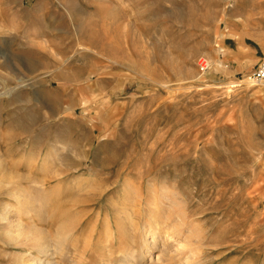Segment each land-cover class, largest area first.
Returning a JSON list of instances; mask_svg holds the SVG:
<instances>
[{
    "label": "rangeland",
    "instance_id": "obj_1",
    "mask_svg": "<svg viewBox=\"0 0 264 264\" xmlns=\"http://www.w3.org/2000/svg\"><path fill=\"white\" fill-rule=\"evenodd\" d=\"M262 60L264 0H0V264L126 261L105 232L131 181L181 229L158 246L186 258L196 224L207 264H264Z\"/></svg>",
    "mask_w": 264,
    "mask_h": 264
},
{
    "label": "bare ground",
    "instance_id": "obj_2",
    "mask_svg": "<svg viewBox=\"0 0 264 264\" xmlns=\"http://www.w3.org/2000/svg\"><path fill=\"white\" fill-rule=\"evenodd\" d=\"M130 178H134V176L132 175V176H130ZM131 182L132 183L123 184V189H121V190L124 191V195H125V199H126L125 204L122 206V208H123L122 217L124 216L125 221H124V219L123 220H118V226H117V223H116L117 231H115L114 233L112 231H110V232L106 231L105 232V235H106L105 247H108L109 245H111V247L109 249H107L105 251V253L108 254V255L117 254L120 257L126 258V261H122L121 264H207L208 262L207 263L205 262V254L208 253V249H212L214 247L217 248L218 246H216V245H218V244L213 245L211 243L212 246L208 245L207 243L205 244V237H206L207 230L202 228L200 225L193 224L191 230H189L190 234H188V235L190 236V239L188 241L189 242L188 247L189 246L191 247V254L186 256V258L182 259V257H179V253H176V254L174 253L173 254L172 251L169 252V250H167L166 247L164 248V247H160V245L158 246L157 235L158 236H162V235L164 236V234H162L163 232L161 233V231H163L161 226H162L163 223H165V222L167 223L169 216H162L160 214L161 212L160 211L158 212V209H155V208H153L151 206V203L158 204V202L160 201V198H159V200H158V198H155V196L151 200H149V198H148L147 202L144 205L143 198H144L145 192H144V194L142 192V189L144 190L143 186H141V184H140V187H138L139 184L137 183L135 185L137 187H135L134 186V181H131ZM152 188L154 189V185L149 183L148 187H147V192H150ZM104 191H106V190H104ZM156 192H158V190L155 189L154 193H156ZM165 192H167V189L162 188L161 189V196H160L161 199L163 201H167L171 206L178 207V210H179L178 213H179V216H180L179 220L181 219L180 222L181 221L187 222V221H184V220L186 218H188V214H187V211L183 209L186 206V204H185V202H183L184 200H182V201L180 200L181 198L183 199V197L180 196L181 197L180 199L176 198L174 195L177 194V193H175V192L171 193V196H168V195L165 194ZM103 194H105V193L101 192V194L98 195V197L101 199ZM112 197H111V200H112ZM17 198H18V196H17ZM130 198H132V199L134 198L135 199V203L133 205H135V207H136V210H135L136 214H137V210H140V211H144L145 210L148 213V216L147 217L145 216L143 221H137L136 218H135L136 220H134V217H133L134 214L130 211L129 208L127 209L128 202L131 200ZM93 199H94V197H93ZM119 204H120V202H119ZM170 211L168 210V212H170ZM141 213H140V215H141ZM172 216H174V214ZM20 222H18V223L20 224ZM174 223L177 224V221H175ZM176 224H175L174 227H172V224H171L170 228H166V227L162 226L164 228V230H165L164 232L167 231V233H169L172 236H175V235L178 236L177 234H179L181 232V229H179V227H176ZM179 225H181V224H179ZM111 227H112V225H111ZM186 227H185V229H186ZM94 228H95V226H94ZM128 228H130V230H128ZM182 228H184V226ZM120 230H125L126 232L124 234H120L121 233ZM137 231L138 232L142 231V233L145 234L146 236H148V234H149L148 238L151 235L152 237L157 238V239H155L154 244L152 246H150L148 241L145 240L146 236L145 237L143 236V238H140L137 235ZM63 233H64V231H63ZM165 236L167 237V235H165ZM184 237H187V236H184ZM62 238H63V234H62ZM110 238H111V240H110ZM137 240L141 241V242L138 241L140 243V245L137 244ZM78 243L80 245L81 242L78 241ZM164 244H167V242L165 241ZM186 244H187V242H186ZM36 245H38V244H36ZM60 245L61 244L58 241L57 242V246L55 248L57 250H60V248H61ZM86 249L89 251L88 247H86ZM153 249H158L157 250L158 251L157 261L153 260V262L151 261L150 263H145V260H146V257H147V253H150L151 250H153ZM49 251H50V249L47 248V247L40 248L38 252L43 253V255L40 256V257H38V256L34 257L32 259V262H30L29 264H58L57 261L51 262L49 260V257L52 258V256H53V255L51 256V254L48 253ZM55 252H57V251H55ZM211 255H213V254L211 253ZM217 256H219V254ZM92 258L93 257H89V256L85 257L84 264H91ZM187 258H189V260H187ZM206 258H207V256H206ZM53 259H54V257H53ZM107 264H109V263H107Z\"/></svg>",
    "mask_w": 264,
    "mask_h": 264
},
{
    "label": "built area",
    "instance_id": "obj_3",
    "mask_svg": "<svg viewBox=\"0 0 264 264\" xmlns=\"http://www.w3.org/2000/svg\"><path fill=\"white\" fill-rule=\"evenodd\" d=\"M248 81L254 83H263L264 82V60H262L257 68L248 75Z\"/></svg>",
    "mask_w": 264,
    "mask_h": 264
}]
</instances>
